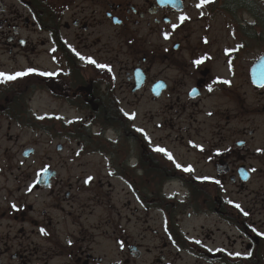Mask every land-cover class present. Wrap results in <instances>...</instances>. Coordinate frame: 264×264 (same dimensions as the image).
<instances>
[{"label": "flooded vegetation", "instance_id": "1", "mask_svg": "<svg viewBox=\"0 0 264 264\" xmlns=\"http://www.w3.org/2000/svg\"><path fill=\"white\" fill-rule=\"evenodd\" d=\"M198 3L200 0H0V41H5L9 53L25 59L26 66L17 72L38 70L0 81L15 83L14 88L6 87L11 95L0 94V110L18 105L13 96L18 92L39 88L56 99H65L77 110L92 111L91 117L96 112L104 125L114 127L138 147L133 164L129 160L127 166L111 164L112 173L120 178L125 173L128 177L134 174L124 181L136 196V206L131 209L132 200H127L121 209L129 208L132 214L161 211L175 249L171 254L178 258L187 252L196 257V264H264V189L248 186L255 172L264 174V151H259L264 149V138L258 134L264 126V2L211 0L199 8ZM183 15L190 19L181 22ZM220 20L222 35L211 34L214 22ZM197 22L200 34L192 38L191 27ZM40 53L49 56L54 68L36 63L34 56ZM81 56L108 65L111 71ZM200 59L203 63H194ZM219 59L225 68L222 72V67L215 65ZM122 62L118 71H123L125 85L132 93L148 88L152 104L158 106L155 111L161 109L165 114L174 110L154 128L174 130V140L186 141L188 150L198 151L197 163L202 161L209 168L197 167L192 161L178 162L160 143L162 136L149 142L141 128L121 129L124 113L122 99L115 91L114 63ZM242 73L246 74L245 85L251 88L248 94L235 80ZM19 80L23 82L16 83ZM219 94L237 106L235 112L207 103ZM244 115L248 118L239 119L245 121L244 127L238 129L235 124L226 130ZM148 153L149 168L144 161ZM189 166L192 171H185ZM144 174L151 176L152 198L142 197ZM72 179L75 182H63L60 170L49 163L35 171L31 190H50L55 215L25 201L21 186L15 196L6 184H0V264H131L127 253L135 257L141 254L138 243L124 231L122 210L116 209V217L111 215L115 204L105 200L100 191L81 200L79 192L91 190L92 179L68 177ZM83 179L87 181L81 183ZM172 180L181 182L185 189L181 199L178 193L163 192ZM244 191L249 193L241 196ZM102 204V214L91 222L95 205ZM184 212L188 217L214 215L225 225L221 233L226 240L214 248L190 240L177 224ZM110 225L111 232L107 229ZM137 236L142 238L141 231ZM110 240L118 247L117 259L112 262L107 258ZM175 255H161L156 260L158 264H175Z\"/></svg>", "mask_w": 264, "mask_h": 264}, {"label": "rangeland", "instance_id": "2", "mask_svg": "<svg viewBox=\"0 0 264 264\" xmlns=\"http://www.w3.org/2000/svg\"><path fill=\"white\" fill-rule=\"evenodd\" d=\"M193 11L196 12L195 9ZM221 22L222 20L214 22L211 34L222 35L223 32L220 30L222 29ZM191 30L193 32L192 38L199 37L200 23L192 24ZM4 42L0 41V72L13 74L24 69L26 65L23 56L9 53ZM34 58L36 63L42 65V67L54 68L46 53H40ZM122 58L126 60L127 56L123 55ZM215 65L219 66V68L220 66L222 67L219 69L220 72L225 70L222 59H219ZM119 67L122 69L123 62L121 64L114 63V70L117 72L115 91L117 96L122 99L124 115L131 119L128 122L129 128H141L149 142L153 137L159 138L162 136L164 139L160 143L166 145L178 162L186 163L192 161L197 163L200 156L198 151L188 150L186 141L174 140L176 136L174 130L171 128H159V130H156L154 128L156 124H162L164 116H172L174 110L166 111L165 114H163L161 109L155 111L156 106L151 102L148 88L137 92V94L132 93L129 87L125 85L126 77L123 71L122 74L119 73ZM224 75H227L226 71ZM245 77L246 74L242 73V76L238 75L235 80L237 86H242L241 90H246L248 94L251 88L245 85ZM22 82V80H19L16 83ZM14 85L15 83L4 84L2 82L0 84V94L6 92L8 93L7 95H11V91L6 87L14 88ZM17 94L13 96L15 103H18V105H14L13 109L0 110V170H3L2 174H0V184H6L15 196L17 193L16 188L21 186L25 201L33 204L39 210L42 208L50 209V213L55 215L56 210L53 212L55 198L50 195V190H29L31 189L30 183L35 177V171L44 164L49 163L60 170L63 182H75V179L68 180V177L82 176L86 179L91 177L92 181L89 187L92 186V189L79 192V198L86 200L89 197H94L95 193L100 191L105 200L109 199L110 203L115 204V210L109 211L111 215L116 217V209L122 210L121 212L125 218H122L124 231L134 238L141 250V254L136 257L127 253L126 258H130L131 264H158L156 258H160L161 255L174 257L175 253L171 254V251L173 250L174 252L175 249L170 245L166 234L162 212L154 209L149 212L141 210V213L135 212L134 214L131 212V209L136 206V202L133 201L136 196L133 192H130V187L124 181V177L131 178L134 177V174L131 173L127 177V173H125L120 178L112 173L113 167L119 164L122 166L124 163L127 166L128 160L132 164L136 161L133 157L138 148L136 143L123 133L118 132L114 127L104 125L96 116V112L91 117L92 111L77 110L70 106L65 99H56L45 92L44 89L38 88L36 90L31 88L24 92L22 90V92ZM215 97L207 103L216 104L221 111L230 110V113L235 112L234 110L237 109V106L233 103L231 104L224 95L219 94ZM238 112L240 113L239 110ZM156 113H159V115L157 116ZM124 115V119H121L119 114V120H126ZM245 115L244 117L239 116L238 120L230 124L226 130L233 128L235 124L238 129L244 127L246 125L245 121H242L244 125L239 119H245ZM215 119H213V122ZM258 134L264 138V126L260 127ZM258 140H260V137ZM60 145L61 147L59 148ZM146 145L149 147L148 142ZM28 148H33L34 152L27 156L24 155V152ZM195 166L209 168V165L206 166L202 161ZM4 167L6 169H3ZM150 178L151 176L146 174L144 179H142L141 194L143 198H152L154 196L153 193L149 194L144 189V183L150 181ZM86 179L80 180L81 183L86 182ZM248 186L250 189H257L259 186L264 189V174L255 172L254 178ZM63 192L62 198L64 196ZM163 192L170 195L178 193L181 199L185 189L182 187L181 182L172 180L165 184ZM247 193L249 191H244L240 195L245 196ZM234 195H236L235 192ZM240 195L238 194V197ZM127 200H132L131 209H121L122 204L127 202ZM62 204L67 206L65 201ZM104 207L103 204L101 207L95 205L93 216L90 217L91 222L98 220V215L102 214ZM105 214L106 212L103 213V215ZM128 217H130V220H128ZM178 220L177 224L182 229V232L188 233V238L192 241H203V243L214 248L226 240L221 233L225 225L220 223L214 215H193L188 217L187 213L184 212ZM217 228L221 230L219 231ZM107 229L111 232V225ZM154 230H157V232ZM139 231L142 234L141 239H138L137 236ZM229 232L231 233V231ZM34 239L36 241L40 240L38 238ZM109 243L107 258L108 262H112V259H117V244H113L112 240ZM175 256V264H196L197 262L196 257L187 252L180 254L179 258L177 255Z\"/></svg>", "mask_w": 264, "mask_h": 264}, {"label": "snow or ice", "instance_id": "3", "mask_svg": "<svg viewBox=\"0 0 264 264\" xmlns=\"http://www.w3.org/2000/svg\"><path fill=\"white\" fill-rule=\"evenodd\" d=\"M211 2V0H200V3H198L197 5H196V7H203L205 4H207V3H210ZM187 19H190V17H188V16H186V15H183V16H181L180 17V20H181V22H183V21H185V20H187ZM118 23H119V21H117ZM173 27H178V25H173ZM167 33H165V37L167 38ZM77 55H79V53H77ZM81 59H88V61L90 62V63H92V64H97V62L94 60V59H92L91 57H87V58H85V57H83V56H81ZM195 64H197V65H200L201 63H203V60L202 59H200V60H196L195 62H194ZM97 67H100V68H107L109 71H111V68L108 66V65H104V64H97ZM38 70L37 69H34V68H29V69H27L26 71H24V72H17V73H15V74H6V73H0V81H10V80H15V79H17L18 77H23V76H26V75H28V74H30V73H35V72H37ZM40 75H48V76H50V75H53V73H47V72H40L39 73ZM224 83H229L228 81H224ZM262 86H264V85H262ZM208 90L209 91H212V85H208ZM192 92H193V94H195L196 93V89H193L192 90ZM142 131V130H141ZM157 151H160V152H164L165 151V149H163V148H157L156 149ZM259 151H264V149H260ZM167 155H168V157H169V159H172L173 157H172V154L171 153H167ZM176 167H181V165H179V164H177L176 165ZM185 171H192V169H191V167L189 166L188 168H185L184 169ZM92 178L90 177L89 178V180H91ZM202 179H204V180H208V179H210L209 177H202ZM216 183H219V181H216ZM29 190H31V189H29ZM14 207H15V205H13ZM236 207L237 208H240V205H236ZM245 215H247V213H245ZM41 232H43L44 234H47L46 233V231L44 230V229H41ZM69 243H71V241H69ZM121 244L123 245V242H121ZM237 255H239V253H237Z\"/></svg>", "mask_w": 264, "mask_h": 264}, {"label": "trees", "instance_id": "4", "mask_svg": "<svg viewBox=\"0 0 264 264\" xmlns=\"http://www.w3.org/2000/svg\"><path fill=\"white\" fill-rule=\"evenodd\" d=\"M5 96H6V95H5ZM121 129H123L125 132H129V131H130L128 120H124V121H122ZM149 160L151 161V158H150V154L148 153V154L144 155V161H145V163H146V167H147V168H149V167L151 166V162H150ZM127 177H128V175H127ZM144 189H145V191H147V193H149V194H152V193H153V190L150 189V187H149V181H146V182H145ZM149 194H148V195H149Z\"/></svg>", "mask_w": 264, "mask_h": 264}, {"label": "water", "instance_id": "5", "mask_svg": "<svg viewBox=\"0 0 264 264\" xmlns=\"http://www.w3.org/2000/svg\"><path fill=\"white\" fill-rule=\"evenodd\" d=\"M60 147H61V145L59 146V148ZM32 151H33L32 148H28L27 150H25L24 155H27L28 156ZM138 255H139V252H138Z\"/></svg>", "mask_w": 264, "mask_h": 264}]
</instances>
